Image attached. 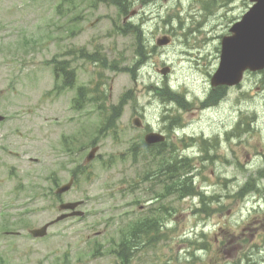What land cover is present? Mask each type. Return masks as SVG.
<instances>
[{"label":"rangeland","instance_id":"374dc122","mask_svg":"<svg viewBox=\"0 0 264 264\" xmlns=\"http://www.w3.org/2000/svg\"><path fill=\"white\" fill-rule=\"evenodd\" d=\"M132 1L134 16L97 0H0V264H202L208 255L190 246L205 223L203 188L224 203L239 200L245 186L252 200H264V72L210 98L222 38L251 1ZM130 23L143 27L149 52L140 66L134 27L122 31ZM163 35L171 43L157 45ZM54 61L75 70V87L62 89L60 77L54 88ZM80 86L88 89L81 110ZM126 93L115 130L99 132L102 113ZM147 130L167 134L169 146L133 155ZM94 145L98 155L62 197L83 200V216L34 238L30 229L60 214L56 186ZM184 159L186 170L168 169ZM177 182L192 193L180 184L170 190ZM227 204L225 212L234 207ZM144 218L149 227L139 230ZM228 219L233 228L236 214ZM123 236L132 246L127 260ZM220 259L231 264L236 254Z\"/></svg>","mask_w":264,"mask_h":264},{"label":"flooded vegetation","instance_id":"af4514ba","mask_svg":"<svg viewBox=\"0 0 264 264\" xmlns=\"http://www.w3.org/2000/svg\"><path fill=\"white\" fill-rule=\"evenodd\" d=\"M226 88L224 86L213 88L210 92V98L216 94L225 93L228 90ZM223 97V95L218 96L216 103L219 98L222 99ZM165 135L166 141L154 144V151L169 146L171 138L167 134ZM216 140L218 141V139H214V141ZM207 141L204 138L203 143L210 149ZM213 145L215 147L211 149L216 150L218 148L217 142H214ZM173 148L174 145L170 147V149ZM173 188L174 186L169 185L170 190ZM207 192L208 187H204L201 192L203 196L199 210L205 223L199 233L200 240H197V246L194 244L190 246V248L194 246L208 255V260L202 264H220V258L224 253L233 252L236 254V259L231 264H264V200H252L248 197L247 194L250 192L248 186L238 191L239 200H226L225 203L224 200H210ZM228 202L234 205L232 208L234 213H232V209H229L228 212L224 211L223 204L227 206ZM193 213L195 214V212ZM234 214H236V223L232 228L231 224L224 220L229 221V216ZM191 240L193 242V239ZM211 254L213 255L211 256Z\"/></svg>","mask_w":264,"mask_h":264},{"label":"water","instance_id":"95a60500","mask_svg":"<svg viewBox=\"0 0 264 264\" xmlns=\"http://www.w3.org/2000/svg\"><path fill=\"white\" fill-rule=\"evenodd\" d=\"M251 2L253 5L242 16V19L231 27V34L225 36L222 40L220 65L211 79L213 86H234L242 81L246 71L255 72L264 69V0H251ZM131 14H135V12ZM169 42L170 37L168 36H163L157 41L159 45H166ZM169 71V67L161 70L163 74H167ZM4 118L0 113V121ZM134 124L141 126L140 119L135 118ZM164 139L165 136L158 132H150L145 137L146 142L149 144ZM98 150L99 146L93 147L87 155L85 163L91 162L96 157ZM73 183L74 178H71L69 182L59 186L56 192L62 194L69 191ZM82 203L83 201L61 203L59 205L60 210H72V212L62 213L42 227L32 229L31 233L35 237H44L47 235L49 227L54 223L70 216L83 215V211L77 210V207Z\"/></svg>","mask_w":264,"mask_h":264},{"label":"trees","instance_id":"16d2710c","mask_svg":"<svg viewBox=\"0 0 264 264\" xmlns=\"http://www.w3.org/2000/svg\"><path fill=\"white\" fill-rule=\"evenodd\" d=\"M97 1L106 2L108 4L116 5V6H118L119 10L123 14H128L130 11V7L132 5L131 0H97ZM132 26L134 27V29L131 32H133L135 34V36H137V38H138L137 45H138V56H139V58H138L136 65L140 66V65H143L146 63V59L148 57L149 52H148L147 46L144 43L145 38H144V32H143L141 24L134 25V24L130 23L129 25H126V27H123V29H122L123 33H126L128 30H130L132 28ZM94 57L97 58L98 61H103L105 63V65L108 63V61L104 60L103 58H100L98 56V54L94 55ZM112 67H113V65H112ZM54 73L56 76V82L57 83H58L60 77H62L64 79L63 83L61 84L62 89H65L67 87H72L74 85L76 76L74 74V71L69 69L66 61L65 62L54 61ZM59 87L60 86L57 84L56 88L58 89ZM165 89L166 90L164 91V95L172 97V93H171L170 88L168 87ZM87 91H88V89L84 86L81 87L79 90V96L76 99V101L80 102V104H79L80 106H82L81 103H83V101L85 100V96L87 97V95H86L88 93ZM128 95H129V93L123 94L117 105L113 104L110 107V111L108 113H102L103 118H102L101 128L99 129V132H102V133L105 132L106 133L107 131L115 130L116 125H117V120L120 118L122 111H123L125 105L127 104ZM76 107H78V106H76ZM186 165H187V163L185 162V159L184 160H177L174 163V171L177 172V174H179L181 166H184V169L186 170ZM82 167L83 166H81V168ZM82 169H85V168L83 167ZM74 173H76V171H74ZM177 184H178V186H176V187H179L180 182H177ZM183 186H185V183L180 184V187H183ZM181 189L183 190L184 194L190 193L189 188L187 190H186V187L185 188L183 187ZM184 194L182 196H184ZM140 240H138V242ZM123 243H125V241ZM123 247H126V249L128 250L127 252L129 254L132 246H128L127 244H123Z\"/></svg>","mask_w":264,"mask_h":264},{"label":"bare ground","instance_id":"6f19581e","mask_svg":"<svg viewBox=\"0 0 264 264\" xmlns=\"http://www.w3.org/2000/svg\"><path fill=\"white\" fill-rule=\"evenodd\" d=\"M236 179H237V177H236V178H234V179H233V181H235Z\"/></svg>","mask_w":264,"mask_h":264}]
</instances>
